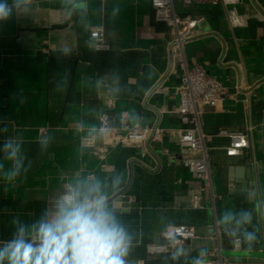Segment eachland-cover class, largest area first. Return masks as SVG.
<instances>
[{
    "label": "crops",
    "instance_id": "obj_1",
    "mask_svg": "<svg viewBox=\"0 0 264 264\" xmlns=\"http://www.w3.org/2000/svg\"><path fill=\"white\" fill-rule=\"evenodd\" d=\"M6 2L12 13L0 20V250L20 226L31 242L39 223L67 201L101 196L131 237L127 264H204L215 243L214 218L226 264H264V0H174L178 12L198 20L184 46L187 60L227 88L202 113L219 196L215 210L206 187L183 164L182 122L164 109L179 103L181 70L171 50L174 30L156 17L151 0ZM98 26L108 49L91 44V28ZM103 112L118 130L160 125L163 135L111 143L97 131ZM221 127H250V147L228 155ZM89 133H96V147L82 145ZM118 193L129 197L128 208L116 209ZM178 224L193 226L199 238L172 254H150L147 245Z\"/></svg>",
    "mask_w": 264,
    "mask_h": 264
},
{
    "label": "built area",
    "instance_id": "obj_2",
    "mask_svg": "<svg viewBox=\"0 0 264 264\" xmlns=\"http://www.w3.org/2000/svg\"><path fill=\"white\" fill-rule=\"evenodd\" d=\"M189 4L192 0H182ZM201 4L217 5L232 3L234 0H196ZM11 8L12 5L8 4ZM151 5L158 19L165 21L173 30L174 37L171 41L172 55L181 72L175 92L179 95V103L164 105V109H173L180 121L182 128L178 131V141L185 148L182 157L183 164L208 190L211 206L215 210L218 195L214 191V181L210 166L207 133L203 129L202 113L206 106H215L227 95L226 86L214 75L210 74L202 65L190 64L184 52L185 43L195 35L198 20L189 13H180L176 10L174 0H151ZM91 44L95 49H108L109 41L101 26L93 27L90 31ZM111 143L143 142L149 138L161 139L164 128L160 125H125L123 130H118L113 124V118L108 112L100 115V125L97 128ZM251 129H230L221 127L217 134L226 136L229 143L225 150L228 155H236L242 149L251 145ZM82 145L96 147V133L84 134L81 137ZM193 206L202 207L200 194L193 195ZM211 238L214 245L207 253L204 264H226L222 252V228L216 218L211 223ZM199 238L195 228L188 224H178L168 227L163 233V240L149 243L147 249L150 254L175 253L180 248Z\"/></svg>",
    "mask_w": 264,
    "mask_h": 264
},
{
    "label": "clouds",
    "instance_id": "obj_3",
    "mask_svg": "<svg viewBox=\"0 0 264 264\" xmlns=\"http://www.w3.org/2000/svg\"><path fill=\"white\" fill-rule=\"evenodd\" d=\"M11 13L6 0H0V20ZM66 203L50 221L39 223L35 240L26 241L25 227L20 226L17 238L0 250V264L5 258L9 264H127L131 237L105 198ZM246 235L254 239L251 233Z\"/></svg>",
    "mask_w": 264,
    "mask_h": 264
},
{
    "label": "water",
    "instance_id": "obj_4",
    "mask_svg": "<svg viewBox=\"0 0 264 264\" xmlns=\"http://www.w3.org/2000/svg\"><path fill=\"white\" fill-rule=\"evenodd\" d=\"M113 204L116 207V209L122 208H128L130 206L129 197L122 195V193H118L113 197Z\"/></svg>",
    "mask_w": 264,
    "mask_h": 264
}]
</instances>
